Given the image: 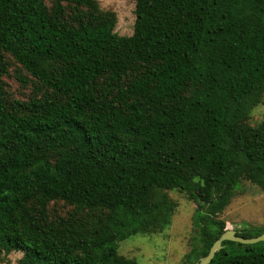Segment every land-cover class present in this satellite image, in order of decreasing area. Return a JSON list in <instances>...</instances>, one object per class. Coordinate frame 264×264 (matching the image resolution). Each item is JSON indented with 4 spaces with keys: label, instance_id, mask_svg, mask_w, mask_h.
<instances>
[{
    "label": "trees",
    "instance_id": "1",
    "mask_svg": "<svg viewBox=\"0 0 264 264\" xmlns=\"http://www.w3.org/2000/svg\"><path fill=\"white\" fill-rule=\"evenodd\" d=\"M135 15L120 36L98 0H0V262L139 264L120 243L170 226L160 192L177 190L197 205V264L238 187L264 190V0H136ZM210 264H264V242L225 241Z\"/></svg>",
    "mask_w": 264,
    "mask_h": 264
},
{
    "label": "rangeland",
    "instance_id": "2",
    "mask_svg": "<svg viewBox=\"0 0 264 264\" xmlns=\"http://www.w3.org/2000/svg\"><path fill=\"white\" fill-rule=\"evenodd\" d=\"M98 1L103 9L117 13L118 23L115 31L120 36H131L136 20V0ZM14 71L15 68L11 71V77L5 78L8 90L14 98L24 99L31 90L22 86ZM263 120L264 97L253 109L250 123L258 125ZM166 194L176 205L170 226L161 232L130 237L120 243L118 249L120 255L139 264H186V256L200 245V227L195 221L197 205L186 194L177 190L160 192V196ZM219 219L227 223L226 230L243 232L264 228V190L249 182H243ZM20 258L22 254L14 252L0 264H17Z\"/></svg>",
    "mask_w": 264,
    "mask_h": 264
},
{
    "label": "water",
    "instance_id": "3",
    "mask_svg": "<svg viewBox=\"0 0 264 264\" xmlns=\"http://www.w3.org/2000/svg\"><path fill=\"white\" fill-rule=\"evenodd\" d=\"M225 241L236 242V243L244 244V245H254L260 242H264V234L254 237V238L245 239L243 237L238 236L236 231L228 229L213 244V246L211 247L209 251V254L205 258L201 259V261L197 264H210L213 261L216 253L223 249V243Z\"/></svg>",
    "mask_w": 264,
    "mask_h": 264
}]
</instances>
